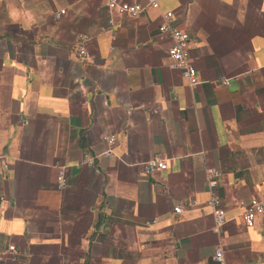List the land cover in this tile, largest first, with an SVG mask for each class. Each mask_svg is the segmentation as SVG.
<instances>
[{
    "label": "crops",
    "instance_id": "crops-1",
    "mask_svg": "<svg viewBox=\"0 0 264 264\" xmlns=\"http://www.w3.org/2000/svg\"><path fill=\"white\" fill-rule=\"evenodd\" d=\"M169 11L195 87L170 68ZM153 158L166 169L146 175ZM263 194L264 0H161L134 19L105 0H0V251H20L5 264H217V247L264 264V220L246 227L241 207Z\"/></svg>",
    "mask_w": 264,
    "mask_h": 264
},
{
    "label": "built area",
    "instance_id": "built-area-1",
    "mask_svg": "<svg viewBox=\"0 0 264 264\" xmlns=\"http://www.w3.org/2000/svg\"><path fill=\"white\" fill-rule=\"evenodd\" d=\"M161 0H144L142 2H126L120 0H105V6L107 10L117 12L127 18H137L142 12L148 9H157ZM65 10L55 12L54 18L59 20L65 15ZM173 12H166L162 16L161 24L158 26V30L161 33H166L172 40V45L168 49V58L170 60V68L180 71L183 79L187 82L190 87H195L200 84V80L197 76L196 68L189 57V33L185 30H181L172 24ZM113 24V20H109V25ZM88 38L83 37L78 43L76 52L81 60L86 59V49L84 42ZM231 78H222L221 85L228 86ZM102 139L107 145V149L103 155L109 156L112 154V147L116 143L117 138L115 135L104 134ZM166 169V163L160 158H153L146 161L143 164V171L146 175H151L156 171H163ZM56 188L59 191L65 190L67 187L66 181V167L62 165H56ZM220 177V173L210 170L207 174V184L211 192V197L208 201V205L212 209V214L215 221L216 229L220 228L225 223V211L222 205V201L213 192L216 187L217 179ZM194 202H188L186 205L179 204L174 206V213L178 214L187 208L194 207ZM242 207V219L243 223L248 228H253L256 224L257 219L264 220V194L260 197L252 198L248 203L241 204ZM20 257V251L15 245H9L6 249L0 251V264H5L6 261L16 262ZM213 260L217 264H226L224 260V253L222 247H217L214 251Z\"/></svg>",
    "mask_w": 264,
    "mask_h": 264
}]
</instances>
